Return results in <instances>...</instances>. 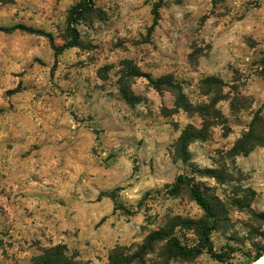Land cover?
Masks as SVG:
<instances>
[{
    "label": "rangeland",
    "instance_id": "374dc122",
    "mask_svg": "<svg viewBox=\"0 0 264 264\" xmlns=\"http://www.w3.org/2000/svg\"><path fill=\"white\" fill-rule=\"evenodd\" d=\"M91 1L72 47L82 0H0V264L56 246L245 264L264 251V0ZM181 176L215 205L225 262Z\"/></svg>",
    "mask_w": 264,
    "mask_h": 264
},
{
    "label": "trees",
    "instance_id": "16d2710c",
    "mask_svg": "<svg viewBox=\"0 0 264 264\" xmlns=\"http://www.w3.org/2000/svg\"><path fill=\"white\" fill-rule=\"evenodd\" d=\"M93 11V3L91 0H82V2L72 9L70 16L68 18V24L74 38L72 47L77 46V34L75 26L81 21L86 15L90 14ZM156 16H158L157 11H155ZM157 86L159 85H169L168 81L166 82H156ZM183 186H187L190 190L191 197L197 203V205L204 211L206 217L209 219V222L204 223L200 226L198 234L201 239V247L207 251V253L215 260L219 262H225V255L217 254L214 251L213 244L211 243V235L214 231L217 230L219 225L218 212L213 203H211L199 185L195 182L193 178L188 177H179L175 186L174 192H178ZM150 242H155L159 240H167L169 245V250L171 253L181 256L189 257L193 256L194 251L185 246H182L179 240L176 237H173L171 234L167 233H156L149 238ZM264 255L263 252H258L254 258L249 259L245 264H252L261 256ZM132 258L127 257L121 249L114 250L110 257L108 264H131ZM32 264H76L71 257L66 253V249L63 246L52 247L48 250L42 251L33 261Z\"/></svg>",
    "mask_w": 264,
    "mask_h": 264
},
{
    "label": "bare ground",
    "instance_id": "6f19581e",
    "mask_svg": "<svg viewBox=\"0 0 264 264\" xmlns=\"http://www.w3.org/2000/svg\"><path fill=\"white\" fill-rule=\"evenodd\" d=\"M252 264H264V255L261 256V258H259L258 260H256Z\"/></svg>",
    "mask_w": 264,
    "mask_h": 264
}]
</instances>
